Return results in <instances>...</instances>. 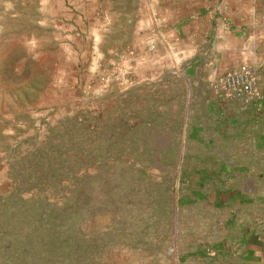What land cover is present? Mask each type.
Listing matches in <instances>:
<instances>
[{"label":"rangeland","instance_id":"374dc122","mask_svg":"<svg viewBox=\"0 0 264 264\" xmlns=\"http://www.w3.org/2000/svg\"><path fill=\"white\" fill-rule=\"evenodd\" d=\"M149 21L0 0V264H228L264 229V103L182 74Z\"/></svg>","mask_w":264,"mask_h":264},{"label":"crops","instance_id":"0c3cea01","mask_svg":"<svg viewBox=\"0 0 264 264\" xmlns=\"http://www.w3.org/2000/svg\"><path fill=\"white\" fill-rule=\"evenodd\" d=\"M142 2L157 37L184 63L181 73L201 87L240 65L264 71V0ZM238 233L228 264H264V229L245 223Z\"/></svg>","mask_w":264,"mask_h":264},{"label":"built area","instance_id":"2783aa9c","mask_svg":"<svg viewBox=\"0 0 264 264\" xmlns=\"http://www.w3.org/2000/svg\"><path fill=\"white\" fill-rule=\"evenodd\" d=\"M209 88L218 97L232 99L242 105L264 103L259 90L258 72L247 65H240L215 78L210 82Z\"/></svg>","mask_w":264,"mask_h":264}]
</instances>
